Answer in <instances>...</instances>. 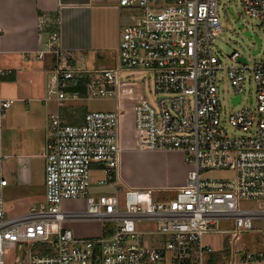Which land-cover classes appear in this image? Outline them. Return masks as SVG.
<instances>
[{
    "label": "built area",
    "instance_id": "1",
    "mask_svg": "<svg viewBox=\"0 0 264 264\" xmlns=\"http://www.w3.org/2000/svg\"><path fill=\"white\" fill-rule=\"evenodd\" d=\"M218 3L118 0L119 7L140 14L122 29L117 65L111 69L72 65L59 35L48 34L43 51L34 54L35 60L50 56L43 104L57 106L44 124V200L22 216L9 217L0 196V264H210L209 255L216 251L204 238L222 234L229 235L228 248L223 244L218 251L228 254L214 264L264 262V230L258 251L239 245L241 235L253 230L252 223L264 219V208L241 207L247 201L264 205V0H241L244 15L256 19L263 32V42L256 37L252 56L258 59L251 65L237 52L228 57V66L215 56L214 42L223 33ZM129 71L151 74L156 104L154 109L143 96L132 104L134 148L178 152L189 167L184 186L168 200H154V190L116 191L123 150L120 92L129 84L122 79ZM10 74L0 68V78ZM223 81L233 108L252 86L253 97L225 119L240 136L222 126L217 95ZM132 84L142 88L139 82ZM91 100L114 101L115 108L85 112L78 125L65 121L60 112L65 104ZM12 104L0 99V141L2 121ZM216 170L230 171L234 178L201 177ZM91 172L100 174L94 183ZM5 186L0 180V187ZM94 186L114 188V193L94 194ZM69 202L82 207L65 210L63 204ZM73 222L108 228L81 237L69 227ZM141 222L153 223L154 230L137 231L135 225ZM219 222H231L232 230H220ZM145 236L160 240L144 246Z\"/></svg>",
    "mask_w": 264,
    "mask_h": 264
},
{
    "label": "crops",
    "instance_id": "2",
    "mask_svg": "<svg viewBox=\"0 0 264 264\" xmlns=\"http://www.w3.org/2000/svg\"><path fill=\"white\" fill-rule=\"evenodd\" d=\"M121 9L118 0H0V68L11 71L9 76L0 78L11 87L8 94L0 93V99L14 101L3 118L0 141V180L6 181L0 191L7 189L8 198L3 200L6 215L22 216L44 200V172L32 168L31 163L33 157H42L45 118L57 106L54 102L43 104L47 74L52 67L50 56L35 60L34 54L43 51L48 34L55 31L72 65L87 69L114 68L115 60L109 66L104 64L111 60L115 46L118 58ZM126 81L129 84L123 85L120 92L123 150L116 191L154 190L155 194L175 191L184 186L189 169L182 155L135 149L132 129L130 138H124L122 118L128 115L132 118V104L143 96L142 88L132 84L138 81ZM72 107L79 108L77 104L67 103L60 112L66 122L78 125L86 111ZM37 164L42 166L40 160ZM2 170L8 178L2 176ZM109 189L114 193V188ZM75 234L87 237L79 232ZM223 244L212 247L216 256L222 254L218 250ZM219 257L222 260L225 255Z\"/></svg>",
    "mask_w": 264,
    "mask_h": 264
},
{
    "label": "rangeland",
    "instance_id": "3",
    "mask_svg": "<svg viewBox=\"0 0 264 264\" xmlns=\"http://www.w3.org/2000/svg\"><path fill=\"white\" fill-rule=\"evenodd\" d=\"M229 9L232 10L234 16H232L229 13ZM217 17L219 20V24L222 28V35L216 41L214 42V48L213 52L215 56L218 58V60L221 62L223 66H228L229 59L228 57L231 55L232 52H237L242 58H244L248 64H252L254 61H257L258 56L253 57L252 52L256 49L257 44L254 42L253 37H257L261 42H263V32L262 29L258 23V21L254 18H250L246 15H244L242 10V3L241 0H219L218 6L216 8ZM120 17H121V32L122 29L131 23L135 21L137 17H139L140 11L138 9L134 8H122L120 10ZM250 33L252 39L248 38L245 33ZM115 49L111 52V60H108L109 62L104 64V67L109 66L110 63H113L115 60V66L117 65V51ZM113 65V66H114ZM112 68V67H111ZM3 79V78H2ZM122 79H126L129 81H138L141 83L142 90L141 93L144 97V99L148 102V104L156 109L155 104V94L153 92V85H152V77L150 73L143 72V71H129L126 75V78L123 77ZM26 85L29 86V84L25 81ZM13 86V85H12ZM19 87L16 86V91L19 90ZM14 88V86H13ZM15 89V88H14ZM220 89L221 93L219 92L217 97L219 101V116L222 121V126L225 128L228 134L233 136H240L242 135L241 132L234 131L231 129L227 123L226 118L229 115L230 112L235 111L236 109H239L246 105L248 102L249 96L253 97L252 93V86H249L247 90H250V92H246L242 103L238 108H233L230 98V88L226 81H223L220 83ZM11 90V87L9 83L4 82V80H0V93L8 94ZM14 104V101H13ZM12 104V105H13ZM69 104H77L79 108L72 107V109L75 110H82L86 112H92V111H111L113 107V101H101V100H91V101H81V102H75V103H69ZM49 113H47L48 115ZM132 114V113H131ZM130 115L122 118V131L125 139L130 138L131 134V126H130ZM225 120V121H224ZM132 123V118H131ZM42 134V133H41ZM126 145L129 144V142L125 143ZM17 150V149H16ZM6 151V150H4ZM40 155L33 157L31 167L36 169L42 170L44 172V159L39 157ZM41 162L42 166H38V162ZM41 167V168H40ZM189 168V167H188ZM2 170V176H5L8 178V175L6 172ZM39 172V171H38ZM41 173V172H40ZM91 181L94 183L97 179L100 178V174L98 172H91L90 174ZM205 179H214V180H231L234 178V174L230 171L226 170H216V171H207L204 172L201 176ZM7 189H4L1 194L2 200H5L8 198L7 194L5 193ZM94 194H100L104 192H111V189L109 188H98L94 186L92 188ZM174 191H168V192H158L157 194H154L152 197L155 200H168L171 199ZM82 207L81 203H64L63 208L65 210H76L80 209ZM241 207L243 209L248 210H254L258 211L260 209L264 208V205L261 203L255 202V201H247L242 202ZM9 216V215H7ZM11 217V216H9ZM69 227L72 229L73 233L79 232L82 233L81 235L92 237L98 235L100 230H107L108 226L106 224H98L95 222H73L69 224ZM135 228L137 231L140 232H148L154 230V224L150 222H141L135 225ZM232 223L231 222H219V229L220 230H232ZM252 231L242 234L240 237V243L239 245L247 250L250 251H258L260 247L263 244L261 232L264 230V219L256 220L252 223ZM76 235V234H75ZM227 238H229V235L222 234V235H212V236H206L204 238L207 239L205 242H209L212 247L218 248L220 243L223 242L226 246V249L228 248L226 242ZM160 240L159 237L153 236V237H143L142 244L144 246H152L156 244ZM228 254V250L220 255H226ZM220 255L216 256V253L210 254V264L219 263L221 258ZM228 256V255H227ZM217 260V261H216ZM226 262L228 259L226 258ZM222 262V261H221Z\"/></svg>",
    "mask_w": 264,
    "mask_h": 264
},
{
    "label": "water",
    "instance_id": "4",
    "mask_svg": "<svg viewBox=\"0 0 264 264\" xmlns=\"http://www.w3.org/2000/svg\"><path fill=\"white\" fill-rule=\"evenodd\" d=\"M228 11H229V13H230L232 16H234V14H233V12H232L231 9H229ZM245 35H246L248 38H250V33L246 32ZM253 39H254V41L256 42L257 46H258L259 40H258L255 36L253 37ZM256 51H257V49L253 52V54H255ZM240 61H241V60H240ZM237 101H238V98H236V99L233 100L234 103H236Z\"/></svg>",
    "mask_w": 264,
    "mask_h": 264
}]
</instances>
